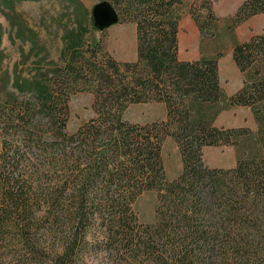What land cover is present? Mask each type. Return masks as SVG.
<instances>
[{
	"label": "trees",
	"instance_id": "obj_1",
	"mask_svg": "<svg viewBox=\"0 0 264 264\" xmlns=\"http://www.w3.org/2000/svg\"><path fill=\"white\" fill-rule=\"evenodd\" d=\"M191 1L189 14L203 36L218 23L213 2ZM103 2L116 24L135 25V60L117 61L99 42L84 53L91 12L62 37L67 72L59 77L93 94V118L67 132L69 95L50 72L15 77L22 98L0 95L2 254L13 250L18 264H264V34L233 46L245 78L227 96L218 56L178 58L183 0ZM2 3L11 7L14 0ZM258 14L264 0H245L229 28ZM150 102L164 105V121L123 119L130 105ZM235 107L251 110L253 135L214 126L219 113ZM166 137L181 159L172 181L162 160ZM207 146L234 147L235 166L207 167ZM146 193L156 197L152 223L136 209Z\"/></svg>",
	"mask_w": 264,
	"mask_h": 264
},
{
	"label": "rangeland",
	"instance_id": "obj_2",
	"mask_svg": "<svg viewBox=\"0 0 264 264\" xmlns=\"http://www.w3.org/2000/svg\"><path fill=\"white\" fill-rule=\"evenodd\" d=\"M70 1L14 0L11 7H3L0 0V95L12 92L19 96L12 87L15 77L30 80L36 74L50 72L53 84L58 81L59 89L69 95L67 132L72 133L95 114L92 108L93 94L81 83L74 87L65 76L59 77L62 76L61 72H67L62 58L65 31L73 27L80 15L92 13L94 25L88 29L83 44L84 53L92 54L89 46L92 48L95 42H99L101 50L120 62L135 60L136 32L133 23L114 22V12L109 4L101 3L111 0ZM211 1L218 23L201 36L189 14L192 1L183 0L178 10L181 15L178 58L195 61L201 57L218 56L220 85L225 95L229 96L241 88L245 78L232 60L233 46L264 34V14L255 15L230 29L232 17L245 0ZM260 68L264 73V63ZM7 77L9 84L7 91H4ZM165 118L164 105L156 102L130 105L123 113L124 120L140 125L161 122ZM214 126L224 130L245 128L252 135L256 131L252 112L246 107L222 111L216 117ZM242 143L238 141L239 146ZM236 156V149L230 146H207L202 149L203 162L209 168L231 169L236 164ZM162 160L167 180L176 179L181 171V159L178 146L171 137L163 141ZM156 205L155 193H146L139 198L136 209L142 222L152 223L155 220ZM3 242H0V264H18L11 253L13 250L2 254Z\"/></svg>",
	"mask_w": 264,
	"mask_h": 264
},
{
	"label": "water",
	"instance_id": "obj_3",
	"mask_svg": "<svg viewBox=\"0 0 264 264\" xmlns=\"http://www.w3.org/2000/svg\"><path fill=\"white\" fill-rule=\"evenodd\" d=\"M104 3V2H103ZM108 4V3H107ZM110 6V5H109ZM112 9V8H111ZM112 11H113V9H112ZM114 12V11H113ZM112 12V13H113ZM113 16H114V22L116 23V14H115V12L113 13ZM104 29V28H103Z\"/></svg>",
	"mask_w": 264,
	"mask_h": 264
}]
</instances>
